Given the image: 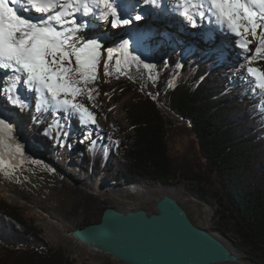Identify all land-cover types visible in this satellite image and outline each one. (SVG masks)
Segmentation results:
<instances>
[{"label": "trees", "instance_id": "trees-1", "mask_svg": "<svg viewBox=\"0 0 264 264\" xmlns=\"http://www.w3.org/2000/svg\"><path fill=\"white\" fill-rule=\"evenodd\" d=\"M262 37L257 39L264 49ZM100 41L107 45L114 39ZM148 47L149 62L141 55L128 56L126 70L110 71L107 83L98 66L95 79L80 81L82 92L74 102L93 114L101 108L104 94L118 101L128 98L124 109L134 135L110 153L106 142L99 141L79 158L97 172L109 168L116 179L110 174L108 178L126 186L142 182L171 186L178 180L200 187L217 185L219 213L234 222L241 244L264 264V94L252 90L255 85L249 79L235 80L231 65L218 53L200 50L190 56L181 45L171 46L166 36L153 39ZM65 66L79 80L76 64L65 61ZM152 95L185 126L167 119ZM188 134L198 146L196 162L177 154L176 146ZM0 264L75 263L51 248L18 207L1 201Z\"/></svg>", "mask_w": 264, "mask_h": 264}, {"label": "rangeland", "instance_id": "rangeland-1", "mask_svg": "<svg viewBox=\"0 0 264 264\" xmlns=\"http://www.w3.org/2000/svg\"><path fill=\"white\" fill-rule=\"evenodd\" d=\"M128 3H130V6H127ZM127 4L125 2H119L115 3L114 6H116V11L117 8L119 10L126 11V17L124 19L132 20V25L130 26L121 25L114 27L109 21L99 18V10H96L94 15L88 16L85 20L82 18L76 20L80 25H82L79 32L75 33V36L79 42L82 43L84 41V36L94 37L99 42L100 38L102 37H106L108 38V40L114 39L113 42H110L107 45L100 42L102 46L100 49V56L98 57L97 66L99 71L104 75L105 83H107L105 78L106 74L121 66V63L123 64L125 62L126 57H128L129 55H135L138 52H143L145 55L148 54V46L150 41L155 38H163L164 36H166L171 46L181 45L182 49L190 51V56H196L200 50L204 52L206 51L220 54L223 58L224 63H229L231 65V69L233 70L232 72L236 73L234 75L235 80H239L243 83L246 82L247 79H249L255 85L252 90H257L260 95L264 94V90L257 87L255 78L251 73L248 72L249 68H256L261 72H264V65H262V63L264 62V55L262 52H256V48L259 47V41L257 39L259 35L253 36L250 33H245L247 39L253 41V43L249 46L250 51L247 53L246 57H235V53L233 51L234 44L232 43L233 39H231L230 35H227L226 33L217 32L216 29L211 27V24L209 22H202L201 26L188 30L186 28L180 27L177 24L179 22L177 20H174L177 23L175 22L171 25L175 28L176 26H178L179 28L175 29L171 26L175 32L173 31V29H171L170 26L169 28H166L167 30H156L152 32L148 31L147 27H149L151 24L160 22L158 19H154V14L160 15L161 19L165 23H171V17H167L165 14V16L162 15L164 12H162L161 9L158 8L159 5L156 3H146L144 0L132 2V0H129ZM136 15H140L141 20L136 21L134 19ZM73 27L74 25L70 24L68 26V29L70 30ZM200 29L204 34H206L207 37L202 36L200 40L191 41V38H187L184 34L185 32L193 31L194 34L198 35ZM128 31H136V39L138 38L137 40L141 43L140 46L136 47L134 44L127 48L123 46L122 41H125V39L127 38L129 34ZM258 32L260 33V35H264V25H262V27L258 29ZM220 35L222 38L220 37ZM220 39L224 40L221 45ZM225 45H227L228 47H226ZM109 47L114 49L111 59H109L107 53V49ZM116 50H120V53H122L120 54L119 51ZM118 60L120 62L119 65H117ZM71 61L75 63V58L72 57ZM20 91L23 95L26 96L27 91H25L23 87L19 88V92ZM25 96H23V98H25ZM29 99L27 101L25 99L22 100L24 106L28 105ZM127 100L128 98L118 101V99H116L115 97H112L109 94H104L103 104L101 105V108L99 110H94L95 114L93 115L95 117V123L93 124L90 122L91 131L88 135L85 134L84 127L80 125V121L78 118L79 113L75 110L69 109L70 112H72L75 121L73 123L74 126L69 128L70 133L68 143L67 140L65 142L62 139V135H59L57 130L52 126L51 120L56 116L55 109L51 114H49V120H45L43 123H39L38 125H36L35 128L37 129V131H34L31 136L29 132V126H32V123L30 124V122H27V117L26 115L21 113L20 108L15 107L13 109L14 112L12 115L9 113V111H7V108L8 110H11L9 109V107L2 106L0 104V108L2 109V111H5L4 113H6L10 120L15 118L16 120H18L19 118L17 119V116L20 117V120L23 123L22 127H20L22 137L30 144H32L38 151L43 153V155L48 160L52 161V163L53 160L50 159V151L52 152L54 148L62 145L61 149L64 150L65 148V151L60 150V152H64L67 155V157L69 158L68 161H70L72 166L90 172V174L94 177H100L102 183L108 186L125 187L126 185H124L123 181L110 180L108 178V175L110 174V178L116 179V175L114 173H110L109 168H103L100 172H97L95 171L94 167H92L93 165L91 163L83 161L81 158H79V156L80 154H84L85 156H87L89 150L92 149L99 141L106 142L105 144L108 146V150L110 153L112 148L116 147L120 141L127 142L134 135V130L127 119L126 111L124 109ZM34 108L35 105L34 103H32L30 110L32 113L35 111ZM104 115H108V117L113 119L112 126L108 127L100 125L99 119ZM164 115L167 119L176 122V125L178 127L185 126L184 121L181 118L173 115L171 112L165 113ZM45 129H48L51 132L52 137H49V131ZM76 131L78 132V134L75 133ZM68 148L71 150H68ZM176 150L179 152L177 154H182L184 157H187L194 162L199 160L197 143L189 134L176 146ZM85 158L87 159V157ZM71 180H73V182L76 181L74 177ZM143 183L150 184L148 182H142L141 184ZM171 186H176L179 189L178 194L175 193L174 197H176V199L187 209L191 217L199 224L200 227L213 230L219 236L221 235L216 232V230H222L246 253V256L249 259H252L261 264V259L258 254L250 248L241 244L234 222L229 218H223L222 214L219 213V211L221 210V206L219 203V198H217L216 196V194L219 192L217 185L209 184L200 187L197 184H189L185 181L178 180ZM84 196L86 197L85 201H87V203L91 205L97 204V200L94 199V196L91 197L87 194H84ZM1 201H5L15 207H18L22 211L24 217L41 231V236L46 240L50 247L55 250L62 251L66 255V257L72 260L75 264H96L95 262H93L94 259L101 262V264H119L114 258L109 255L88 254V252L81 249L79 243L71 238L70 235L60 239L51 240L46 233V229L37 221V219L32 214L29 213L27 208L19 203L8 200L3 196L0 189V202ZM104 206L97 208V210L99 211ZM207 207L211 209V212L209 214H207L205 211ZM133 208L135 207L125 208L123 210L128 211L129 209ZM145 208L149 211H152L154 205L152 207ZM96 216L97 214H94V216L91 218H95Z\"/></svg>", "mask_w": 264, "mask_h": 264}, {"label": "bare ground", "instance_id": "bare-ground-1", "mask_svg": "<svg viewBox=\"0 0 264 264\" xmlns=\"http://www.w3.org/2000/svg\"><path fill=\"white\" fill-rule=\"evenodd\" d=\"M133 1L138 2L142 0H132V2ZM165 2L166 6L161 8V11L164 12L162 15L165 14L167 17H171L172 21L171 23H165L160 15L154 14V19H158L160 22L149 26L152 32L156 30H167L166 28H169V26L171 27V24L176 22L174 20L179 22L176 23L180 27L188 30L201 26L202 22H209L211 27L216 29L217 32L226 33L227 35H230L231 39H233L232 43L234 44L233 51L235 57H246L247 53L250 51L249 46L253 41L248 40L245 33L237 36L227 27L226 23L222 25L217 20L215 10H208V4H204L203 7L200 8V11H204L205 13L204 17L201 18L199 15H196L194 17V23H192L180 14L185 7L186 0H165ZM22 8L25 12L30 14V18L33 21L35 16L34 11L29 6H26V4L23 5ZM117 11L122 18L126 17L124 13L122 14V10L117 8ZM77 14H79L81 18L91 16H85L80 9H78ZM63 16L69 21V23L63 24V27H61V24L55 22L57 29L60 31L69 30L68 26L72 24L71 21L73 19L77 20L74 16V12L70 10H66L63 13ZM61 23H63V21ZM130 25H132V23L129 24V26ZM172 27L175 28L174 26ZM172 27L171 29H173ZM177 28L178 26H176L175 29ZM133 34V41H128L127 47L132 46V44L136 47L141 45L137 40L138 38L136 39V34ZM184 34L187 38H191V41L200 40L202 36L207 37L201 29L198 35L194 34L193 31H188ZM223 42L224 40L220 39V45ZM242 43H246L247 47H241ZM225 46L228 47L227 45ZM116 51H119L120 53V50ZM4 81L0 83V87L3 86ZM20 87H23V89L27 91L26 96L21 93L22 90L19 92ZM17 94L22 100L25 99L27 101L30 98L28 105L21 107L13 104L2 92H0V104L9 107L11 110H8L7 108V111H9L11 115L13 114V109L15 107L20 108L21 113L26 115L27 122H30V124L32 123V126H29L31 136L34 131H37L35 128L36 125L43 123L45 120H49V114L55 109L56 116L51 120L52 126L57 130L59 135H62V139L65 142L67 140L68 143L70 133L69 128L74 126L73 123L75 121L74 116L69 109L58 107L54 102H50V97L47 99L44 98L46 93L34 92L28 85L23 83L18 85ZM23 96H25V98H23ZM32 103L35 105V111L33 113L30 111ZM78 118L80 125L84 127L85 134L88 135L91 131L90 122L85 123L80 114H78ZM17 119L18 120L15 118L8 122L12 126L11 132H9L7 128L0 129V159H2V163H0V189L3 196L8 200L26 207L29 213L43 225L51 240L69 236L68 228L72 224L80 219L91 218L94 214H98L99 211L97 208H100L101 206L110 205L122 210L132 207H152L156 200L161 196L166 194L174 196L175 193L178 194L179 192V189L176 186H164L163 184L151 185L143 183L127 185L125 187H112L103 184L100 177H94L90 172L72 166L70 161H68L69 158L67 155L64 152H60V150H63L61 149L62 145L54 148L52 152L50 151V159L53 160V163L35 147L37 153L41 156L40 158H35V154L23 157L20 152L16 150L17 144L25 140L20 131V127H22L23 123L19 116H17ZM112 120L113 119L108 117V115H104L99 119V123L100 125L110 127L112 126ZM75 133L78 134L77 131ZM68 150L71 149L68 148ZM63 151H65V148ZM73 177L76 179V182L71 180ZM84 194L90 195L91 197L94 196V199L97 200V204L91 205L87 203ZM205 211L209 214L211 209L207 207ZM228 243L241 259V262L238 264H251V259L246 256V253L239 246L236 247L230 240H228ZM79 245L81 249L88 252L90 255H106L105 253L83 244L79 243ZM93 262L101 264V262L96 261L95 259Z\"/></svg>", "mask_w": 264, "mask_h": 264}, {"label": "snow or ice", "instance_id": "snow-or-ice-1", "mask_svg": "<svg viewBox=\"0 0 264 264\" xmlns=\"http://www.w3.org/2000/svg\"><path fill=\"white\" fill-rule=\"evenodd\" d=\"M24 2L35 13L42 14L38 22L18 15V10L9 6V0H0V69L5 70L6 74L10 70L13 74L3 82L0 92L13 104L23 107L17 88L20 83L26 84L34 92L46 93L44 98L50 97V102L58 107L75 110L85 123L94 124L93 113L74 101L82 92V88L78 86L80 81L95 79L101 43L98 40L79 42L75 33L79 32L82 25L75 19L71 21L74 27L70 30L60 31L52 25L53 20L61 24V27L69 23L60 11H56L58 7L65 8L66 5H57L56 0ZM145 2L155 3L156 0ZM11 3L15 5L18 0H11ZM76 4L85 16L94 15L99 10V18L109 21L114 27L132 23V20L124 19L117 13L113 0H76ZM204 4L209 5V11L215 10L217 20L222 25L226 23L237 36L242 33L260 35L258 29L264 25V0H186L180 14L194 23L196 15L204 17V11H200ZM53 12L55 15H47ZM43 15H47L46 20ZM134 19L139 21L141 16L136 15ZM122 44L126 48L128 41H122ZM261 44H264V37L261 38ZM241 47L246 48L247 45L241 44ZM262 50L264 49L256 48L257 53ZM113 52V48L107 49L109 59ZM72 57L75 58L74 71L78 73L79 80L73 79L69 74L73 70L65 66V61L71 63ZM119 63L118 60L117 65ZM248 72L255 78L257 87L264 90V72L256 68H249ZM91 98L89 95V99ZM2 128L11 132L12 126L6 119L0 118V129ZM16 150L21 151L19 145Z\"/></svg>", "mask_w": 264, "mask_h": 264}, {"label": "water", "instance_id": "water-1", "mask_svg": "<svg viewBox=\"0 0 264 264\" xmlns=\"http://www.w3.org/2000/svg\"><path fill=\"white\" fill-rule=\"evenodd\" d=\"M127 41L132 42L133 38ZM138 55L149 62V47L146 55L138 52L129 56ZM118 68L126 70L124 63ZM152 98L163 114L171 112L177 116L157 96ZM17 145L21 156L41 157L26 140ZM216 232L221 236L196 225L176 197L167 194L156 200L152 211L104 206L95 218L80 219L68 228V235L76 242L105 253L121 264L240 263L228 240L238 245L222 230ZM251 264L259 263L251 259Z\"/></svg>", "mask_w": 264, "mask_h": 264}, {"label": "flooded vegetation", "instance_id": "flooded-vegetation-1", "mask_svg": "<svg viewBox=\"0 0 264 264\" xmlns=\"http://www.w3.org/2000/svg\"><path fill=\"white\" fill-rule=\"evenodd\" d=\"M181 204V203H180ZM182 205V204H181ZM183 206V205H182ZM184 207V206H183ZM185 208V207H184ZM186 209V208H185ZM187 210V209H186ZM189 213V212H188ZM190 215V214H189ZM190 217H191V215H190ZM191 219H192V221L196 224V225H198L199 226V224L191 217Z\"/></svg>", "mask_w": 264, "mask_h": 264}]
</instances>
